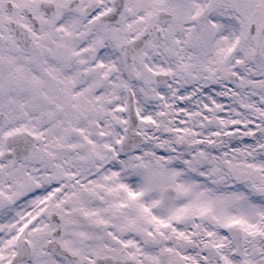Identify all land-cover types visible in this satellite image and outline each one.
Listing matches in <instances>:
<instances>
[{"label": "snow or ice", "instance_id": "obj_1", "mask_svg": "<svg viewBox=\"0 0 264 264\" xmlns=\"http://www.w3.org/2000/svg\"><path fill=\"white\" fill-rule=\"evenodd\" d=\"M0 264H264V0H0Z\"/></svg>", "mask_w": 264, "mask_h": 264}]
</instances>
